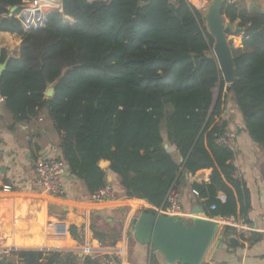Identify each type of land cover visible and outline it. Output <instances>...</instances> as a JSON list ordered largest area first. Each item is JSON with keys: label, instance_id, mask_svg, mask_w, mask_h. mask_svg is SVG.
<instances>
[{"label": "trees", "instance_id": "obj_1", "mask_svg": "<svg viewBox=\"0 0 264 264\" xmlns=\"http://www.w3.org/2000/svg\"><path fill=\"white\" fill-rule=\"evenodd\" d=\"M24 0H0V31L10 32L19 54L0 48V93L14 122H28L48 111L61 139V155L70 174L89 197L107 181L101 160L118 178L116 196H126L139 212L156 213L177 189L184 172L209 169V182L193 183L210 218H246L249 192L235 177V151L220 138L226 122H217L227 97L242 114L245 130L264 147V9L255 0L226 1L222 15L242 32L232 47L236 79L225 86L213 52L215 39L203 10L189 0H62V11L26 31L8 7ZM200 1V0H199ZM210 53L211 56H210ZM58 80L53 97L44 92ZM221 90L214 98V88ZM224 88L227 92H224ZM166 132V138L163 136ZM174 146L182 160L172 156ZM226 195L225 201L218 198ZM142 208V207H141ZM52 220H57L52 217ZM91 228L103 243L119 238V229ZM71 235L79 240L78 227ZM229 248L243 234L226 226ZM19 260L1 264H121L119 257L74 252L21 250ZM45 254H48L45 257Z\"/></svg>", "mask_w": 264, "mask_h": 264}, {"label": "crops", "instance_id": "obj_2", "mask_svg": "<svg viewBox=\"0 0 264 264\" xmlns=\"http://www.w3.org/2000/svg\"><path fill=\"white\" fill-rule=\"evenodd\" d=\"M0 48L7 49L10 56L19 54V46L10 32L0 31ZM228 99L223 104L217 122H226V127L236 132L233 163L248 188L250 208L246 218L241 215L228 217L230 221L223 217L212 218L220 225L217 234L223 235L222 246L211 259L213 248L218 242V238H215L201 264H264V147L250 137L245 130L242 114ZM163 136L166 138L165 131ZM60 144V135L46 109L28 122L15 123L1 95L0 169L6 182L14 185L15 189L11 194L0 192V229L10 230L9 238L2 236L0 239L2 251L74 252L78 254L79 260L88 255L117 256L121 264H183L180 261L168 263L162 252L135 238L134 232L130 230L131 221L139 216V209H135L137 206L129 203L132 199L122 193L116 196V189H121L118 178L110 171L108 160H101L99 166L106 171L107 182L114 189L115 198L112 200H91L84 184L69 171L64 174L66 194L63 197H54L39 190L36 185V163L40 159L60 156ZM166 144L174 159L181 161L179 151ZM210 172L209 169H201L196 173L184 172L180 177L176 192L182 214L178 217L187 224L192 223L194 216L191 212L197 205H201L204 210L210 209L208 201L199 199L192 187L195 182L208 183ZM218 198L225 201L226 195L219 192ZM52 217L57 220H52ZM94 220L104 232L110 228L119 229L118 240L114 243L106 240L103 243L95 237L91 228ZM72 224L78 227L79 240L71 235ZM226 226L243 234L240 246L229 248L224 233Z\"/></svg>", "mask_w": 264, "mask_h": 264}, {"label": "water", "instance_id": "obj_3", "mask_svg": "<svg viewBox=\"0 0 264 264\" xmlns=\"http://www.w3.org/2000/svg\"><path fill=\"white\" fill-rule=\"evenodd\" d=\"M95 1V0H89ZM230 0H213L204 12L206 26L215 39L213 47L224 83L230 84L236 79L235 62L232 47L226 30L234 33L238 26L230 23L222 15V6ZM11 13L19 10L18 6L8 7ZM24 20V18H21ZM211 56V54H210ZM10 57V55H9ZM7 66V61L0 63V75ZM58 80L46 88L44 95L53 97ZM1 98V94H0ZM169 145L166 144L167 148ZM193 220L187 224L182 218L173 214L141 212L131 221V232L143 244H150L155 250L163 253L168 263L180 261L183 264H201L215 238L218 242L213 248L211 259L215 251L222 246L223 235L217 234L218 221L210 218L201 205L192 210ZM48 254H45L47 257Z\"/></svg>", "mask_w": 264, "mask_h": 264}, {"label": "built area", "instance_id": "obj_4", "mask_svg": "<svg viewBox=\"0 0 264 264\" xmlns=\"http://www.w3.org/2000/svg\"><path fill=\"white\" fill-rule=\"evenodd\" d=\"M169 1L175 2V0ZM54 11H62V0H24L19 6V12L16 17L22 22L24 29L30 31L41 27L46 21L48 14ZM22 17L24 20L21 19ZM220 142L235 150L236 132L226 127L224 135L220 138ZM67 172V164L57 157L40 159L36 163V185L42 192L61 198L66 194L64 174ZM235 177L240 179L237 172L235 173ZM14 191V185L6 182L5 176L0 169V192L11 194ZM193 193L199 196L198 190L193 189ZM90 198L93 201L112 200L115 198V192L112 185L106 181L105 185L92 193ZM165 201V205L154 208L156 213L173 214L175 216L182 214L181 202L176 190H170ZM210 209H215V206H210ZM224 220L230 221L229 218ZM4 256L6 254L0 249V264Z\"/></svg>", "mask_w": 264, "mask_h": 264}, {"label": "rangeland", "instance_id": "obj_5", "mask_svg": "<svg viewBox=\"0 0 264 264\" xmlns=\"http://www.w3.org/2000/svg\"><path fill=\"white\" fill-rule=\"evenodd\" d=\"M212 1H213V0H203V2H202V4H201V3H200L201 0L198 1L199 3L196 2V0H189L190 3H192V4H194V5L197 4L196 7H198V8L201 9V10H203V12H205V11L208 9V6H209V4H210ZM252 1H253V0H246L248 6L251 5ZM255 1H257L256 3L259 4V6H260L261 8L264 9V0H255ZM198 5H199V6H198ZM200 5H201V6H200ZM227 21H228V20H227ZM234 24L237 25V23H234ZM228 39H229V41H231V43L233 44L234 47H239V46L241 45V41H242V32H241V33H238V34H229V35H228ZM212 53L214 54V51H213ZM212 53H210V54H212ZM227 85H228V84L225 83V86H227ZM220 90H221V84L218 83L217 86L214 88V98H215V99H217V97H218V95H219V93H220ZM225 92H227V90L224 88V92H223V93H225ZM228 98H229V97H227V100L229 101ZM1 193H2V192H1ZM140 206H141V205L137 206L135 209H137V208H138L139 210H140V209H143V207L146 206V205L141 206L142 208H141ZM139 207H140V208H139ZM137 215H138V213H137ZM186 221H187V219H186ZM8 231H10L9 228H8V229H6V228H1V229H0V239L3 238L2 236H5V238H6V237L9 238V236H10V232H8ZM0 246H2V245L0 244ZM14 251H17V250H10V251H8V252H4V253L6 254V256L8 257L9 260H11V261L17 263V261L19 260V256H18L17 254H13ZM20 251H21V250H20ZM17 252H19V251H17ZM47 252H48V251H47Z\"/></svg>", "mask_w": 264, "mask_h": 264}, {"label": "bare ground", "instance_id": "obj_6", "mask_svg": "<svg viewBox=\"0 0 264 264\" xmlns=\"http://www.w3.org/2000/svg\"><path fill=\"white\" fill-rule=\"evenodd\" d=\"M199 0H196V2H198ZM199 3V2H198ZM44 196V195H43Z\"/></svg>", "mask_w": 264, "mask_h": 264}]
</instances>
